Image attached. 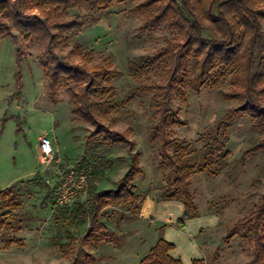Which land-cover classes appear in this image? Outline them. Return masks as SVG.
<instances>
[{
  "label": "rangeland",
  "instance_id": "1",
  "mask_svg": "<svg viewBox=\"0 0 264 264\" xmlns=\"http://www.w3.org/2000/svg\"><path fill=\"white\" fill-rule=\"evenodd\" d=\"M142 2L114 0L110 8L97 13L96 22L84 26L69 45L62 47V54H66L76 41L83 51L92 53L91 64L118 72L109 83L117 107L102 119L100 126L74 118L64 86L51 99L40 63L42 45L25 41L16 31L14 37L0 38V191L14 187L18 203L4 207L0 199V214L8 211L0 232V264H73L87 254L95 264H138L165 227L166 219H157L168 213L166 209L163 214L167 206L160 202L169 187L167 176L174 177L168 166L173 147L167 141L172 139L188 143L186 154L197 163L189 179L196 209L200 214L215 215L218 220L195 237L204 263L246 264L255 257L253 235L245 238L242 226L236 233L233 228L255 210L264 192V152L246 155L243 163L238 160L264 135L248 118L233 122L225 146L230 152L226 161L218 168L211 167L212 173L199 169L202 146L216 123L236 105L235 101L221 97L220 92L230 87V77L226 76L214 87L203 86L197 91L186 87V102L170 89L171 107L179 122L160 134L163 139L160 136L151 141L152 127L159 119L155 112L157 95L169 89L164 67L146 62V58L163 48L171 32L165 24H157L151 30L142 28L144 12L133 11ZM18 45L25 52L20 59ZM187 70L190 72L191 67ZM98 131L99 135L94 134ZM106 132H117L126 142L113 146L103 143L101 137ZM44 136L53 144L52 156L40 152L39 137ZM135 153L139 154L140 172L134 174L132 182L142 195L137 205L139 209L145 205L146 212L150 208L151 215L147 213L148 217L143 219L138 217V208L108 205L100 216L107 230L92 226L93 236L87 237L88 223L71 226L65 216L73 202L87 200L90 183L97 190L116 188ZM82 157L95 167V173L92 167L86 169L87 188L70 203L56 205L54 183L63 172L75 168ZM80 166L86 167L82 163ZM169 189L172 192L174 186ZM176 206L169 210L175 212ZM157 211L160 213L156 214ZM173 224L174 229L184 231V227L176 228ZM102 234V241L95 244V237ZM68 243L73 249L64 256L61 247ZM253 264H264V258Z\"/></svg>",
  "mask_w": 264,
  "mask_h": 264
},
{
  "label": "trees",
  "instance_id": "2",
  "mask_svg": "<svg viewBox=\"0 0 264 264\" xmlns=\"http://www.w3.org/2000/svg\"><path fill=\"white\" fill-rule=\"evenodd\" d=\"M114 0H0V38L21 36L25 41L42 45L44 52L40 63L44 70L49 96L60 87L69 94L70 110L74 118L84 123L101 125L114 111L117 104L114 89L109 85L118 75L103 65L91 64L92 53L83 51L74 41L66 54L62 47L69 45L82 28L98 20L97 13L110 8ZM133 11L144 12L143 29L151 30L157 24H165L171 36L166 39L163 48L146 62L158 63L166 70L169 90L157 95L155 112L159 119L152 127L151 141L157 140L170 126L179 122L171 107L172 91L184 102L187 101L186 87L199 90L203 86L214 87L226 76L230 77V87L221 91L225 101H235L236 105L227 110L216 123L208 141L201 148L199 169L212 173L211 167H220L230 152L225 149L228 142V130L232 123L248 118L250 123L264 135V0H143ZM14 31H16L15 34ZM18 58L25 52L17 46ZM190 66V72L187 67ZM101 137L103 143L110 146L126 142L117 132H106ZM94 134L99 135L100 132ZM161 134V135H160ZM93 135V134H92ZM91 136V135H90ZM162 137V136H161ZM163 139V137H162ZM173 153L168 166L174 177L167 176L169 187L164 192L165 200H177L183 204L182 215L174 222L176 228H183L188 218L198 217L190 192L189 179L197 163L187 156L190 145L181 144L175 139L168 140ZM264 152V137L248 148L238 160L243 163L246 155ZM139 154L131 157L129 169L119 179L116 188L97 190L90 183L87 200H76L66 214L71 226L88 223L86 236H93L92 226L103 231L106 224L100 220L101 210L112 205L115 207L138 208L141 193L133 184L134 174L140 172L137 166ZM80 163L95 167L86 158ZM84 169V168H83ZM14 187L0 191L2 206L18 205L14 199ZM137 205V206H136ZM8 211L0 214V232L5 225ZM239 226L244 228L242 236L253 235L256 251L252 261L264 258V192L256 208L247 216L238 220L233 232ZM102 235L95 237V244L102 241ZM174 244L163 236L158 238L138 264H184L180 258L170 255ZM73 246L68 243L61 247L62 255L67 256ZM73 264H95L87 254L86 258L75 259ZM192 264H205L204 259H193Z\"/></svg>",
  "mask_w": 264,
  "mask_h": 264
},
{
  "label": "crops",
  "instance_id": "3",
  "mask_svg": "<svg viewBox=\"0 0 264 264\" xmlns=\"http://www.w3.org/2000/svg\"><path fill=\"white\" fill-rule=\"evenodd\" d=\"M161 205L167 206L164 209L163 214L165 211L168 210L167 216L158 217L157 220H164L163 225H165L163 229L162 236L163 238L174 244V248L169 251L170 255L175 258H180L184 264H192L193 259H201L203 258L202 250L198 242H196V236L199 232L203 229H208L213 227L217 223V217L211 214H200L198 217L188 218L184 221V231L176 230L172 227V223H174L175 218L183 213L184 207L183 204L180 202H175L176 204V211H170L169 207L174 205L173 200H165L160 202ZM169 203H172L169 205ZM159 204V203H157ZM169 205V206H168ZM167 209V210H166ZM172 212L174 215H172ZM151 215V211L146 212L145 205L139 209L138 217L140 218H147L149 214ZM160 213L157 211L156 214ZM155 214V215H156ZM152 216H149V218Z\"/></svg>",
  "mask_w": 264,
  "mask_h": 264
},
{
  "label": "built area",
  "instance_id": "4",
  "mask_svg": "<svg viewBox=\"0 0 264 264\" xmlns=\"http://www.w3.org/2000/svg\"><path fill=\"white\" fill-rule=\"evenodd\" d=\"M39 148L41 154L52 156L54 154L53 144L47 136L39 137ZM89 172L86 169L76 170L72 168L63 172L53 185L54 203L64 206L70 203L80 192L87 188Z\"/></svg>",
  "mask_w": 264,
  "mask_h": 264
}]
</instances>
